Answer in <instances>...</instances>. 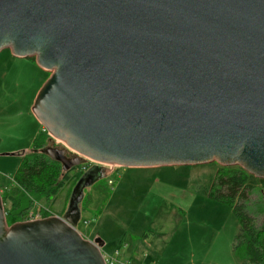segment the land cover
I'll list each match as a JSON object with an SVG mask.
<instances>
[{"label": "water", "instance_id": "obj_1", "mask_svg": "<svg viewBox=\"0 0 264 264\" xmlns=\"http://www.w3.org/2000/svg\"><path fill=\"white\" fill-rule=\"evenodd\" d=\"M4 49L49 73L32 106L42 153L64 172L94 164L62 216L8 226L0 195V264H106L77 226L110 168L264 180V0H0Z\"/></svg>", "mask_w": 264, "mask_h": 264}, {"label": "rangeland", "instance_id": "obj_2", "mask_svg": "<svg viewBox=\"0 0 264 264\" xmlns=\"http://www.w3.org/2000/svg\"><path fill=\"white\" fill-rule=\"evenodd\" d=\"M48 76L32 58L0 51V193L19 194L13 182L22 160L19 154L28 153L33 139L46 132L32 106ZM53 147L64 146L53 141ZM83 165L67 172L55 196L40 199L33 208L62 216ZM219 169L215 163L115 167L85 189L77 230L84 238L100 239L103 254L120 261L136 250L144 264H242L234 252L239 226L235 216L228 204L205 191ZM249 183L255 188L249 196L252 204L257 201L256 190L264 191V180L250 176ZM5 205L9 208V203ZM256 219L259 224L263 217Z\"/></svg>", "mask_w": 264, "mask_h": 264}, {"label": "trees", "instance_id": "obj_3", "mask_svg": "<svg viewBox=\"0 0 264 264\" xmlns=\"http://www.w3.org/2000/svg\"><path fill=\"white\" fill-rule=\"evenodd\" d=\"M49 140L46 132L38 134L31 142L29 152L19 154L22 160L13 176L19 194L0 193L8 226L24 221L34 204L40 199L55 196L67 179V172L62 170L60 163L42 153ZM249 179L250 175L238 167H220L205 191L214 199L228 204L238 222L234 239L237 259L242 264H264V191L256 190L257 201L251 204L249 196L255 188ZM7 203L9 208H6ZM49 216L43 212V218ZM257 216L263 217L259 224Z\"/></svg>", "mask_w": 264, "mask_h": 264}, {"label": "built area", "instance_id": "obj_4", "mask_svg": "<svg viewBox=\"0 0 264 264\" xmlns=\"http://www.w3.org/2000/svg\"><path fill=\"white\" fill-rule=\"evenodd\" d=\"M92 165V162L85 160L84 165L81 166V170L84 172L86 171L90 166ZM110 168V167H109ZM114 171V168H110V173ZM37 205V203H36ZM43 218V212L40 211V209L35 210L34 208L31 209L25 216L24 221H33ZM106 264H131L130 261H120L111 257H107L103 254Z\"/></svg>", "mask_w": 264, "mask_h": 264}, {"label": "crops", "instance_id": "obj_5", "mask_svg": "<svg viewBox=\"0 0 264 264\" xmlns=\"http://www.w3.org/2000/svg\"><path fill=\"white\" fill-rule=\"evenodd\" d=\"M48 75H49V73H48ZM85 239H87L89 241H93L94 240V239H91V238H85ZM95 239H97V238H95ZM103 247H104V244H103ZM103 247H102V249H103ZM102 249H101V251H102ZM129 254H130L129 255L130 258H127V259H128V261L131 262V264H144L145 261H144V259H142V255L138 254L136 252V250L133 253H129Z\"/></svg>", "mask_w": 264, "mask_h": 264}, {"label": "bare ground", "instance_id": "obj_6", "mask_svg": "<svg viewBox=\"0 0 264 264\" xmlns=\"http://www.w3.org/2000/svg\"><path fill=\"white\" fill-rule=\"evenodd\" d=\"M92 164H94V163L92 162Z\"/></svg>", "mask_w": 264, "mask_h": 264}]
</instances>
